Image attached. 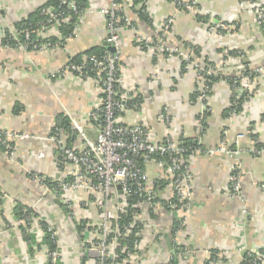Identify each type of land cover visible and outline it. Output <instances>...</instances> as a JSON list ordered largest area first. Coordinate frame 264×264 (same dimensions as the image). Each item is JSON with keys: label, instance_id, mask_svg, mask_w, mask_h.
Instances as JSON below:
<instances>
[{"label": "crops", "instance_id": "obj_1", "mask_svg": "<svg viewBox=\"0 0 264 264\" xmlns=\"http://www.w3.org/2000/svg\"><path fill=\"white\" fill-rule=\"evenodd\" d=\"M46 1L0 0V127L10 135L24 136L11 140L14 157L0 150V264H46L35 249V237V245L24 237L28 231L16 215L17 205L32 208L53 226L59 245L57 264H82V228L78 229L65 204L38 176L54 182L64 178L68 169L50 134L59 113L70 121L73 144L78 143L74 123L96 133L87 115L100 97L98 86L90 79L79 80L58 71L93 47L109 50L105 43L107 18L99 12L108 0H87L92 11L85 14L79 34L60 45L45 51L5 46L1 32ZM144 1L150 23L120 1L119 14L125 15L128 24L121 32L119 91L131 94L133 106L121 111L117 120L142 125L151 142L187 139L195 146L181 157L190 168L192 196L191 211L180 234L171 232L176 218L163 205L143 201L133 205L143 245L135 264H167L173 258L176 264H208L214 252L223 256L219 264H238L247 249L264 254V76L260 81L255 79L254 95L242 103L238 114L225 116L231 98L225 79L214 82L203 99L197 97L196 70L180 61L178 52L156 53L140 41L158 39L155 25L174 15L163 44L201 58L200 76L207 84L205 75L209 74L205 71L209 67L205 61H216L210 68L217 72L215 65L226 49L242 50L241 58L249 62V69L264 67V26L256 25L251 8L247 3L240 5L241 0H194L196 7L189 12L177 9L172 0ZM253 1L264 9V0ZM211 17L232 21V29L210 35L207 27L214 21ZM164 108L169 122L157 117ZM239 134L243 136L239 138ZM220 144L232 155L207 152ZM40 152L42 156H38ZM236 167L243 174L239 197L227 188ZM145 168L157 199L165 202L174 192L170 180L152 162ZM75 196L79 217L99 222L102 210L94 204L96 194L76 192Z\"/></svg>", "mask_w": 264, "mask_h": 264}, {"label": "built area", "instance_id": "obj_2", "mask_svg": "<svg viewBox=\"0 0 264 264\" xmlns=\"http://www.w3.org/2000/svg\"><path fill=\"white\" fill-rule=\"evenodd\" d=\"M124 1L132 6V0ZM172 1L179 10L188 12L193 10V0ZM245 3L254 5L255 22L264 26V9L260 5L256 7L253 0H242L240 5ZM121 6L118 0H108L107 4L99 8V12L107 18L105 43L113 49H105L101 57L83 56L78 63L71 62L58 71L60 75L72 74L79 80L90 79L98 86L100 96L87 115L92 127L96 130V138L90 137L84 127L74 123L78 143L68 146L64 141L63 132L57 127V122L55 121L53 125L56 130V137L52 136L53 140L68 165L65 177L55 181V188L52 187L54 193L61 200L60 202L65 204L68 215L73 217L77 223L87 219L79 217L74 208L76 192L96 194L94 204L102 210V218L99 222L87 221L82 227L84 234L80 240L82 264H135L143 246L139 239L138 229L134 231L135 218L133 216V219L122 226L117 224L120 214L127 213L129 208L127 201L132 196H136L138 201L146 202L148 205L159 203L170 210L178 223V227L172 232L176 235L180 234L184 228L191 211V172L181 157L188 152L191 153L193 148L185 147L171 138H166L160 143L151 142L142 125L122 124L117 120V112L133 106L130 102L131 94L128 91L120 94L121 92L117 90V87L119 88L122 84L118 65L121 52V32L124 25L128 24L125 15L120 16L119 14ZM91 11L90 8L80 10L75 0H59L57 7L48 5L41 10L43 18L35 30L27 27L18 29L15 26L3 30L1 32L2 39L5 40L3 44L7 47L15 45L20 49L33 51L51 49L77 36L85 14ZM174 17V15L168 16L159 20L155 25L158 39L146 37L140 40L141 43L156 53L167 52L171 55L173 51H176L180 61L199 71L202 70L196 59L194 62L190 61V54L178 50L177 47L170 48L163 44ZM70 22L71 30L66 34L63 33L60 29L61 24L69 25ZM212 23H216L217 27L220 25L217 24L218 21ZM209 31L216 32H213L214 29ZM32 34H34V39L31 38ZM223 61L225 59L217 67L220 71L227 70ZM245 68L243 64L236 68L240 73L236 71L238 76L232 84L236 98L244 96L243 103L253 96L254 87L252 85L256 82L254 76H258L255 70V75H249L252 74L253 69L245 70ZM261 68L264 70V67ZM212 71L213 69L209 68L205 72L212 74ZM197 89L199 97L203 99L208 90L204 79L201 78ZM232 103L234 102L230 104ZM231 114L236 113L232 110ZM158 118L169 122L166 108L158 114ZM242 136V134L238 135L239 138ZM23 137L20 134L10 135L0 127V144L4 146L3 152L9 158L14 157L15 153L11 140L13 138L21 140ZM226 148L224 144H220L216 148L208 149L207 152L210 154L224 153L231 156V150ZM42 155L43 152L38 154V156ZM149 162L160 169L161 174L171 182L174 192L165 202L161 203L157 199L156 192L149 183L145 168V164ZM233 171L228 177L227 188L232 196L239 197L243 174L238 168ZM38 179L43 183L41 177L38 176ZM48 186L45 185V188ZM111 200L113 205L110 204ZM242 213H246L245 208H242ZM26 220L22 219L21 223L35 237V242L37 240L35 246L37 253L44 257L46 264H57L59 245L53 226L39 216L32 217L30 222ZM47 233L50 234L54 248H50L45 243L44 237ZM129 236L135 238L131 244L132 250L129 249L128 244L123 243ZM177 248L178 245H175V249ZM245 256L243 259L246 264H264L262 251L247 249ZM209 259L208 264H219L223 256L215 253Z\"/></svg>", "mask_w": 264, "mask_h": 264}, {"label": "trees", "instance_id": "obj_3", "mask_svg": "<svg viewBox=\"0 0 264 264\" xmlns=\"http://www.w3.org/2000/svg\"><path fill=\"white\" fill-rule=\"evenodd\" d=\"M118 1H122V0H118ZM76 5L78 6V8L80 10H83L85 8L88 7V1L87 0H75ZM59 4V0H47L44 4H42L41 6H39L38 8H36L35 10H33L27 18L22 19L21 21L17 22L15 24V27L20 29V28H31L33 30H35L38 26V23L40 20H42L43 15L41 13V9L46 6V5H53L55 7H57ZM132 11L141 19L144 20L145 22L150 23L151 19L149 18V15L146 11V6H145V1L144 0H132ZM166 18V17H165ZM71 22L68 24H61L60 29L63 33H68L71 30ZM32 39H34V34H32L31 36ZM4 39L2 40V43H4ZM191 48H194L192 45H189ZM106 48L104 46L101 47H93L89 50H87L84 53V56H96V57H101L103 56V52ZM195 50V49H194ZM228 54H237V53H233V50H228L227 51ZM80 58H82L81 56H75L70 62L73 63H78L80 61ZM245 65V70L248 69V64L249 62H242ZM182 66V65H181ZM183 68V66H182ZM237 72L234 71H220L219 73L217 72H213L212 74L209 75H205V78L208 79L207 85H208V89H210L212 87V84L220 79H225L229 85H230V89H231V98H230V103L234 102L232 104H230V106L225 110V116H228V114H231V111L234 110L236 114H238V112L241 110V105L244 101V96H240V98H236V95H234L233 93V81L236 80L237 78ZM117 90H119V88L117 87ZM120 112H117V115H119ZM56 122H57V127H59L60 129H62V135L65 137L64 141L65 143L70 146L72 145V139L75 137L72 129H71V124L70 121L68 120V118L63 115L62 113H59L56 116ZM50 134L53 137H56V130H55V126L52 127ZM179 143L185 147H194L195 145L191 142L188 141L187 139H182L179 141ZM0 148L3 150L2 145H0ZM39 177L42 178L43 183L54 187L55 188V181H51L50 178L39 175ZM139 199L136 196H132L130 198H128V211L125 214H120L119 219H118V226H122L124 223H127L128 221H130L131 219H133V215L134 213H136V208L133 206L135 203H137ZM16 215L19 219H27L26 221L30 222V219L34 216H38L35 211L30 208V207H25L22 205H17L16 207ZM87 221H80L79 223H77L78 225V229L82 228L84 226V223ZM136 224V223H135ZM178 227V223H175L172 227V229H176ZM138 229V226L136 224V227L134 228V231ZM173 230L171 232H173ZM24 237L26 238V240H29V242L34 243V236L32 234H30L29 232H24ZM135 238L133 236H129L126 238L125 241H123V243L128 244V246L130 247L129 249L132 250V246L131 244L133 243V240ZM45 243L50 247V248H54L55 245L52 242V239L50 237V234H46V236L44 237ZM217 252H214V254ZM213 255V254H212ZM246 257V256H245ZM167 264H176V259L173 258L169 263ZM238 264H246L244 262V259H242Z\"/></svg>", "mask_w": 264, "mask_h": 264}, {"label": "rangeland", "instance_id": "obj_4", "mask_svg": "<svg viewBox=\"0 0 264 264\" xmlns=\"http://www.w3.org/2000/svg\"><path fill=\"white\" fill-rule=\"evenodd\" d=\"M194 1V0H193ZM242 1V0H241ZM195 4H197V2L196 1H194V5ZM248 4V3H247ZM249 5V7L251 8V10H252V12H253V14H254V5L253 6H251V4H248ZM259 5L258 4H256V7H258ZM195 7H196V5H195ZM262 7V6H261ZM254 16H255V14H254ZM214 20V21H216L217 22V20H215V18H213V17H211V19L210 20ZM219 21H218V27H219V29H218V27H217V25H216V23H209V25H208V27H207V29H209V30H211V29H214V31L213 32H215V31H217V30H219V33H224V32H227V31H229V30H231L232 29V27H233V22L231 21V22H221V20L220 19H218ZM232 20V19H231ZM256 25L259 27V28H263V26L262 25H258L257 23H256ZM216 33V32H215ZM209 34L210 35H212L213 33H211L210 31H209ZM195 46V45H194ZM228 50H230V49H226V50H224V51H222V56L220 57V61H219V63L217 64V65H215V67L217 68L218 67V65L219 64H221L220 62L222 61V60H224L225 59V61H223V63L226 65V69L227 70H225V71H234V69L235 70H237L236 68H238L240 65H242V62H243V60H242V55L244 54L243 52H242V50H240L239 48H233V49H231V50H233V53H237V54H228L227 53V51ZM191 59H190V61L191 62H194V60H195V56H193V54L191 55V57H190ZM197 60V63L198 64H200V60H202L201 58H196ZM208 61H205V62H207L206 64H207V67H214V64H215V62L216 61H212V60H210V59H207ZM202 63V62H201ZM244 65V64H243ZM193 68H195V67H193ZM196 69V68H195ZM221 69H223V68H221ZM261 66H256V67H254L253 68V72H252V74L250 73L249 75H255V72H254V70L256 71V75H258V76H254L255 77V79L257 80V81H260L262 78H263V76H264V70L262 69V71H261ZM238 71V73H240V71L239 70H237ZM218 73L220 72V70H218L217 71ZM202 72L201 71H198L197 69H196V72L194 73V76H195V80H196V82H197V86L199 85V81L201 80V78H202V76H200V74H201ZM254 85H252V87H253ZM197 93H199V91L197 92ZM253 95H254V93H253ZM197 97H199V95L197 96ZM201 98V97H200ZM158 117V116H157ZM1 145V144H0ZM3 147V149H5L4 148V146H2ZM0 150H2L1 148H0Z\"/></svg>", "mask_w": 264, "mask_h": 264}, {"label": "water", "instance_id": "obj_5", "mask_svg": "<svg viewBox=\"0 0 264 264\" xmlns=\"http://www.w3.org/2000/svg\"><path fill=\"white\" fill-rule=\"evenodd\" d=\"M108 49H109V50H112L113 48L109 46ZM86 131H87V133H88V135H89L90 137H92V138H96V136H97L96 133H94V132H92V131H89V130H86Z\"/></svg>", "mask_w": 264, "mask_h": 264}]
</instances>
